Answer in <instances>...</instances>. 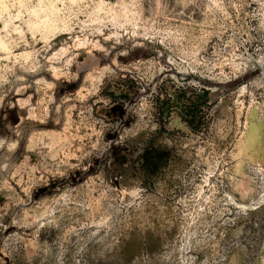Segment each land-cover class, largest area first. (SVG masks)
Wrapping results in <instances>:
<instances>
[{
	"label": "rangeland",
	"instance_id": "rangeland-1",
	"mask_svg": "<svg viewBox=\"0 0 264 264\" xmlns=\"http://www.w3.org/2000/svg\"><path fill=\"white\" fill-rule=\"evenodd\" d=\"M0 264H264V0H0Z\"/></svg>",
	"mask_w": 264,
	"mask_h": 264
}]
</instances>
